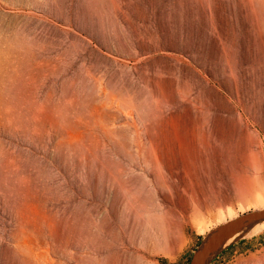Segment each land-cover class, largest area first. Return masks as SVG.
<instances>
[{"label": "rangeland", "instance_id": "obj_1", "mask_svg": "<svg viewBox=\"0 0 264 264\" xmlns=\"http://www.w3.org/2000/svg\"><path fill=\"white\" fill-rule=\"evenodd\" d=\"M261 208L264 0H0V264H188Z\"/></svg>", "mask_w": 264, "mask_h": 264}, {"label": "water", "instance_id": "obj_2", "mask_svg": "<svg viewBox=\"0 0 264 264\" xmlns=\"http://www.w3.org/2000/svg\"><path fill=\"white\" fill-rule=\"evenodd\" d=\"M264 220V208L255 210L219 225L205 239L192 254L188 264H209L211 259L224 247L227 240L239 229Z\"/></svg>", "mask_w": 264, "mask_h": 264}, {"label": "bare ground", "instance_id": "obj_3", "mask_svg": "<svg viewBox=\"0 0 264 264\" xmlns=\"http://www.w3.org/2000/svg\"><path fill=\"white\" fill-rule=\"evenodd\" d=\"M234 218H236V217H234ZM234 218H232V219H234ZM232 219H229V220H232ZM229 220H227V221H229ZM227 221H225L224 223H226ZM224 223H221V224H224ZM221 224H219V225H221ZM263 230H264V220L259 221V222H253L251 224H247L246 226L239 229L236 233H234V235L227 240V242L225 243L224 246H226L229 243H231L232 241H236L237 239H240V238H249V237H251V236H253V235H255V234H257Z\"/></svg>", "mask_w": 264, "mask_h": 264}]
</instances>
